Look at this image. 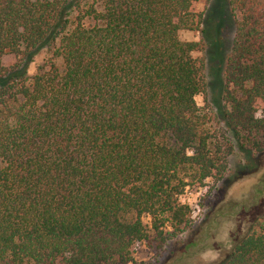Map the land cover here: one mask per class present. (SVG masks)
Listing matches in <instances>:
<instances>
[{
    "label": "trees",
    "instance_id": "1",
    "mask_svg": "<svg viewBox=\"0 0 264 264\" xmlns=\"http://www.w3.org/2000/svg\"><path fill=\"white\" fill-rule=\"evenodd\" d=\"M196 2L0 0V264H130L190 227L186 190L264 155V0H229L221 119L179 37ZM212 264H264V205Z\"/></svg>",
    "mask_w": 264,
    "mask_h": 264
},
{
    "label": "rangeland",
    "instance_id": "2",
    "mask_svg": "<svg viewBox=\"0 0 264 264\" xmlns=\"http://www.w3.org/2000/svg\"><path fill=\"white\" fill-rule=\"evenodd\" d=\"M195 11L203 17L201 32L183 30L179 37L183 41L204 40V52L193 55L204 57L209 87L206 96L198 95L195 100L221 119L218 94L236 15L229 0H197ZM45 56L42 51L35 57L28 74L35 72ZM11 61L10 57L3 58L5 64ZM221 123L215 125L220 127ZM258 159L257 162V159L233 156L222 180L200 189L186 190L183 200L192 210L190 227L176 239L169 240L164 249H149L145 243L136 245L130 264H212L218 261L249 229L264 205V155ZM143 222L148 223L149 219L144 217Z\"/></svg>",
    "mask_w": 264,
    "mask_h": 264
}]
</instances>
